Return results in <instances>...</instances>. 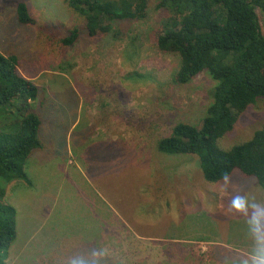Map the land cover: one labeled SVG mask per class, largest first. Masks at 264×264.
<instances>
[{"label": "rangeland", "instance_id": "rangeland-1", "mask_svg": "<svg viewBox=\"0 0 264 264\" xmlns=\"http://www.w3.org/2000/svg\"><path fill=\"white\" fill-rule=\"evenodd\" d=\"M19 3L31 23L17 22ZM146 12L115 23L117 36L90 37L64 0H0V52L18 57L45 99L44 150L28 160L26 182L0 184L16 212L5 264H250L257 243L231 201L264 203V188L237 171L207 183L195 158L156 150L177 124L200 123L214 83L206 74L175 82L177 58L153 40L163 15L155 2ZM73 27L80 39L65 48L59 39ZM263 124L255 104L221 148Z\"/></svg>", "mask_w": 264, "mask_h": 264}, {"label": "trees", "instance_id": "trees-1", "mask_svg": "<svg viewBox=\"0 0 264 264\" xmlns=\"http://www.w3.org/2000/svg\"><path fill=\"white\" fill-rule=\"evenodd\" d=\"M163 17L153 32L163 55L176 57L175 82L185 85L206 74L213 87L209 104L197 125L179 123L156 144L169 156L195 158L204 181L216 184L235 172L264 188V124L249 140L221 148L239 118L253 105L264 106V31L256 13L264 0H64L82 21L88 36H117L114 24L144 20L148 4ZM18 23H31L24 3L15 7ZM80 39L73 27L59 39L65 48ZM20 61L0 52V184L27 181L24 168L35 151H43V119L37 113L45 99L40 88L18 72ZM178 159V158H176ZM0 186V264L14 242L16 212ZM224 192L226 188H223ZM6 203V205H4ZM72 264V263H65Z\"/></svg>", "mask_w": 264, "mask_h": 264}, {"label": "clouds", "instance_id": "clouds-1", "mask_svg": "<svg viewBox=\"0 0 264 264\" xmlns=\"http://www.w3.org/2000/svg\"><path fill=\"white\" fill-rule=\"evenodd\" d=\"M228 179L227 176L224 177L225 183ZM231 207L236 212L248 216L250 231L257 243L250 264H264V203L255 201L250 203L245 196L236 195L231 201ZM72 264H83V261H72ZM244 264H249V261L245 260Z\"/></svg>", "mask_w": 264, "mask_h": 264}]
</instances>
